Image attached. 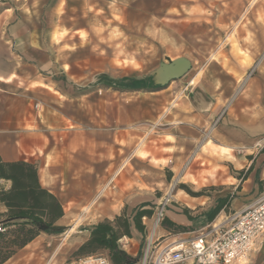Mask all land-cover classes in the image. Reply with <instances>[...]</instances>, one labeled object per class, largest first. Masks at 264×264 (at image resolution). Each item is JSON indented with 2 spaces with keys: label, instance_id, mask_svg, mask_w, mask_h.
<instances>
[{
  "label": "rangeland",
  "instance_id": "obj_1",
  "mask_svg": "<svg viewBox=\"0 0 264 264\" xmlns=\"http://www.w3.org/2000/svg\"><path fill=\"white\" fill-rule=\"evenodd\" d=\"M37 5L42 6L37 24L38 40L43 47L50 48L60 72L49 73L56 81L39 90L40 99L32 100V104L26 102L30 112L24 125L30 130L40 127L50 138H53L51 132L64 122L69 129L72 125L91 127L97 122L111 134L131 133L135 141L131 145L122 138L113 147V142L106 140V149L109 153L114 151L116 157L112 156L111 164H114L106 172L102 185L113 180L111 186L116 187L113 191L117 194L105 206L110 216L122 211L131 215L145 204L154 208L151 217L143 218L145 233L132 225L131 236H126L131 239L128 243L124 241L139 257L137 264H144L149 251L146 264H150L161 245L181 237L161 234L167 213L201 219L216 204L222 183L232 180L231 176L237 181L244 176V170H236L225 160L220 148H214L208 140L217 122L227 111H232L234 105L230 107L228 102L239 103L264 68V39H261L264 0H47L37 1ZM178 58L188 59L190 68L180 77L159 84L160 67ZM63 67L67 69L66 74ZM101 75L159 86L120 89L100 82ZM214 76L222 80L220 92L231 91V97L221 105L214 121L203 128L204 140L209 143L196 150L197 157L177 181L195 151L187 153L183 160L170 156L148 159L147 151L150 147L161 149L162 133L169 126L168 117L180 103L191 100L194 89ZM44 95L50 96L47 104L43 102ZM258 143L264 145V141L258 140L252 147ZM241 150L244 148L234 149L237 154L243 153ZM26 157L37 167L44 163V154ZM147 162L152 164V169L144 165ZM192 177L200 186L190 182ZM172 184L175 186L166 201ZM92 186L95 188L96 184ZM56 187L61 197L71 192L67 182ZM160 210L163 214L151 238ZM82 213L80 210L66 217L64 232L47 246L41 264H68L85 256L74 254L80 245L74 248L72 242L95 221L108 218L99 212L85 215L78 222ZM223 219L224 216L220 220L218 216L216 222ZM96 254L108 257L105 251Z\"/></svg>",
  "mask_w": 264,
  "mask_h": 264
},
{
  "label": "crops",
  "instance_id": "obj_2",
  "mask_svg": "<svg viewBox=\"0 0 264 264\" xmlns=\"http://www.w3.org/2000/svg\"><path fill=\"white\" fill-rule=\"evenodd\" d=\"M37 1L47 0H14L12 3L0 0V154L6 161H29L26 157L28 154H36L38 157L44 154V163L38 166L40 182L56 194L64 207V216L58 220V225L65 227L66 217L78 214L80 210L83 213L78 222L85 215L99 212L108 219H113L118 213H114V216L108 215L109 210L105 203L115 199L117 192L113 190L116 187L111 186L113 180L104 185L102 182L106 172L114 164H111V158L116 157V153H109L106 140L110 139L113 147L122 138L131 145L135 143L131 133L127 131L125 135L117 132L111 134L97 122L91 127L81 125L80 128L71 124L75 129H69L64 122L65 128L58 125V129L51 132L53 138H50L42 128L30 130L24 125L26 114L30 112V109H26V102L32 104V100L40 99L39 90L49 87L51 81L53 84L56 81L49 73L60 72L52 58V51L43 47L37 37L38 16L42 10ZM62 70L66 74L67 69L63 67ZM221 87L222 80L214 76L194 89L191 100L180 103L168 117L169 126L162 133L161 149L150 147L146 155L148 159L159 160L170 156L183 160L187 153L195 151L180 171L179 176L182 179L183 170L198 155L196 150L204 148L209 142L213 143L214 148H220L221 154L226 156L225 160L236 170H244V176L239 181L231 176L232 180L222 183L224 186L218 191L216 199L227 194H231L232 198L229 205L217 215L219 220L222 216L225 219L232 212L246 208L264 193V151L252 147L256 141H264V68L257 73L256 79L239 103L235 104L233 100L228 102V106L234 107L217 122L208 142L204 140L203 128L214 121L221 105L231 97V91L220 92ZM44 90L49 94L47 89ZM42 99L47 104L50 96L44 95ZM41 117L45 121L42 112ZM59 117L63 118L62 115ZM242 147L243 153L237 154L234 151L235 148ZM134 156L135 154L131 158ZM144 165L152 169L151 163ZM63 182L68 183L71 192L61 197L55 189L58 183ZM190 182L200 184L194 177ZM1 183L6 188L11 185L5 180H1ZM92 183L96 184L95 188ZM0 211H6L1 202ZM166 216L191 229L177 234L178 236L200 232L209 224L216 223V218L209 222L206 214L201 219H191L185 214L175 217L167 213ZM101 220L103 219L95 221L93 225ZM166 233L171 235L170 230L163 227L161 234ZM57 235L40 233L3 264H41L47 246ZM87 236V229L81 231L72 242L74 248L81 245ZM124 237L120 245L134 255L124 243H128L131 238ZM249 264H264V237L258 241Z\"/></svg>",
  "mask_w": 264,
  "mask_h": 264
},
{
  "label": "trees",
  "instance_id": "obj_3",
  "mask_svg": "<svg viewBox=\"0 0 264 264\" xmlns=\"http://www.w3.org/2000/svg\"><path fill=\"white\" fill-rule=\"evenodd\" d=\"M126 80H115L107 75L99 77L100 82L120 89L140 90L159 86L154 83L148 84L146 81L137 83ZM1 180L9 181L10 187L6 188ZM231 198V194H227L216 199V204L205 213L209 222L229 205ZM0 202L6 207V211H0V225L3 228L0 232V264L8 261L40 233L57 235L65 230L64 226L57 224L64 216V207L56 194L41 184L38 167L33 162L6 161L0 154ZM153 213L154 208L146 207L145 204L131 215L122 211L113 219L99 221L87 228L88 236L74 254L91 255L105 251L112 264H137L139 257L124 249L120 245V240L124 236H131L132 225L145 233L143 218L151 217ZM162 226L168 228L171 234L191 230L167 216L163 219Z\"/></svg>",
  "mask_w": 264,
  "mask_h": 264
},
{
  "label": "built area",
  "instance_id": "obj_4",
  "mask_svg": "<svg viewBox=\"0 0 264 264\" xmlns=\"http://www.w3.org/2000/svg\"><path fill=\"white\" fill-rule=\"evenodd\" d=\"M255 147L264 150V145L260 143ZM162 212L160 210L158 214V223ZM1 231L3 228L0 225ZM263 237L264 193L246 208L229 214L223 221L211 223L200 232L184 234L179 239L161 245L150 264H249L258 241ZM68 264L112 262L105 255L91 254Z\"/></svg>",
  "mask_w": 264,
  "mask_h": 264
},
{
  "label": "water",
  "instance_id": "obj_5",
  "mask_svg": "<svg viewBox=\"0 0 264 264\" xmlns=\"http://www.w3.org/2000/svg\"><path fill=\"white\" fill-rule=\"evenodd\" d=\"M180 62L182 63V65L179 67ZM163 67H169V68L175 70L176 73L170 74L169 77L165 81L158 80L159 84H163L170 79L180 77L181 75H183L190 68V61L186 58H178L174 62H172L171 64H164L160 68H163ZM157 75H158V72H157ZM157 78H158V76H157Z\"/></svg>",
  "mask_w": 264,
  "mask_h": 264
},
{
  "label": "bare ground",
  "instance_id": "obj_6",
  "mask_svg": "<svg viewBox=\"0 0 264 264\" xmlns=\"http://www.w3.org/2000/svg\"><path fill=\"white\" fill-rule=\"evenodd\" d=\"M182 65V63L180 62V65H179V67ZM174 71V72H173ZM173 73H176L175 72V70H173V69H171V68H169V67H163V68H160L159 70H158V77H159V79H160V81H165L168 77H169V75L170 74H173ZM181 179V176H178V178H177V181L178 180H180ZM174 184H172V186H171V188L169 189V191H168V195H167V198H166V201L168 200V197L171 195V191H172V189L174 188ZM82 216V215H81ZM80 218V217H79ZM157 227H158V217H157V219L155 220V222L153 223V227H152V231H151V238H152V236L155 234V232H156V229H157Z\"/></svg>",
  "mask_w": 264,
  "mask_h": 264
}]
</instances>
